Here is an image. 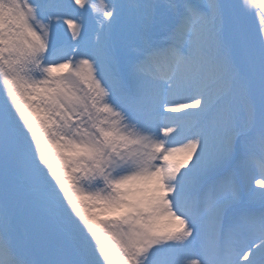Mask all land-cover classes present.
<instances>
[{"label": "snow or ice", "instance_id": "1", "mask_svg": "<svg viewBox=\"0 0 264 264\" xmlns=\"http://www.w3.org/2000/svg\"><path fill=\"white\" fill-rule=\"evenodd\" d=\"M0 264H264V0H0Z\"/></svg>", "mask_w": 264, "mask_h": 264}, {"label": "rangeland", "instance_id": "2", "mask_svg": "<svg viewBox=\"0 0 264 264\" xmlns=\"http://www.w3.org/2000/svg\"><path fill=\"white\" fill-rule=\"evenodd\" d=\"M259 17H250L249 23L252 25L253 28H255L259 24Z\"/></svg>", "mask_w": 264, "mask_h": 264}]
</instances>
